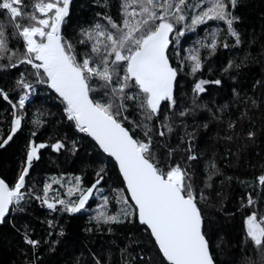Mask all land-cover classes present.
<instances>
[{
    "label": "snow or ice",
    "instance_id": "6c2138e0",
    "mask_svg": "<svg viewBox=\"0 0 264 264\" xmlns=\"http://www.w3.org/2000/svg\"><path fill=\"white\" fill-rule=\"evenodd\" d=\"M94 4L99 10L92 19L73 26V0H0V99L10 111L0 149L25 123L33 127L18 173L11 180L0 175V227L10 226L20 236L22 264H39L41 247L54 250L64 227L56 217L48 219L47 236L57 239H37L28 224L18 226L15 214L38 202L50 214L72 216L89 212L86 205L95 198L86 232L112 234L118 225L139 230L129 231L122 246L113 241L118 264H217L221 244L213 239L204 207L221 198L217 204L225 211L222 189L232 177L224 175L215 147L235 145V151L225 149L223 159H239L264 137V75L250 91L238 80L248 63L264 65V41L249 38L250 46L260 43L257 55L245 51L239 62L229 55L220 75L206 79L210 60L245 44L241 0H118L116 17L111 0ZM201 27L204 35L183 48L181 38ZM181 74L192 81L178 98ZM225 78L232 83L220 103L209 89H224ZM41 87L55 94L62 117L94 141L104 160L114 162V181L105 163L93 168L87 185L82 175L63 173L39 184L31 180L40 150L75 154L79 148L66 135L50 144L35 141L46 113L37 109L28 120L26 103ZM109 181L116 186L105 188ZM237 182L245 186L237 206L244 213L242 243L255 254L243 264H264V165L251 182ZM144 237L155 258L136 251ZM71 264H114L113 252H81Z\"/></svg>",
    "mask_w": 264,
    "mask_h": 264
},
{
    "label": "trees",
    "instance_id": "16d2710c",
    "mask_svg": "<svg viewBox=\"0 0 264 264\" xmlns=\"http://www.w3.org/2000/svg\"><path fill=\"white\" fill-rule=\"evenodd\" d=\"M94 4V0H73V26L77 23H86L92 19L93 13L98 11ZM111 14L116 17L118 15V0H111ZM238 14L242 16L241 31L245 37V44L242 48L234 50L231 54L225 52L213 58L208 62L213 68L211 73L208 72L206 65L203 71V77L206 79H214L220 75L219 67L221 61L227 60L229 55L236 58L243 56L245 51H249L253 56L260 52V43L249 45L248 40L251 37L258 38L259 41H264V0H241V5L238 8ZM204 35L203 27L198 34L187 33L181 38L183 48L191 46L198 36ZM23 70V69H22ZM15 73H13V76ZM264 75V65L260 63H248L238 73L239 86L245 90L251 88V84L255 79ZM183 87L178 91V98L181 92L189 91L192 78L181 74ZM231 80L225 78V88L216 90L212 86L209 91L212 96L220 103H224L228 96L225 95L230 89ZM54 93L49 95L47 91L41 87L26 103V114L28 120L33 118V115L39 109L45 112L43 117L47 121L43 126L35 128L37 135L34 137L37 143L47 142L52 143L57 138H63L65 135L69 140L76 139L79 144L78 151L75 154L61 150L54 152L51 148L40 150V160L36 162L33 169L30 170L31 180L41 183L45 178L63 174L82 175L84 183L87 185L94 179L93 168L100 163H105L110 169L112 181L116 178V169L113 166L114 162L104 160L105 154L95 146L94 142L86 134L78 133V131L66 119L62 117V106L59 100L52 97ZM209 99L208 96L204 97ZM9 106L5 101L0 99V135L6 134L8 131L7 120L10 119ZM257 126H259L260 114L257 113ZM33 127L30 123H25L23 131L18 132L14 139L4 149H0V175L6 176L9 180L18 173L21 166L22 152L25 143L30 136ZM175 143V139H173ZM203 143V135L201 144ZM231 147L236 150L235 145H226L218 143L215 147L217 160L220 163L221 169L225 176H231L230 184H225L222 189V200L225 211H220L217 201L221 198H214L210 205L204 207L206 217L211 221L213 239L220 243L219 249H215L217 264H243L245 257H255V254L250 250H244L243 236L241 233V221L243 211H237L238 201L245 190V186L237 182L247 180L251 182L252 178L259 174L261 165H264V137L260 138V143L257 146H249L246 151L239 155V159L229 157L227 161L223 159L225 149ZM109 181L104 185L108 188L109 185L115 187V183ZM218 183V181H217ZM55 187V186H54ZM220 190V189H218ZM96 200L91 199L88 206L89 212H81L72 216H58L56 213H49V210L41 207L38 202H32L27 206L24 213H17L16 219L18 226L20 223H26L31 229L35 230V238L37 239H57L55 235L47 236L49 231L46 221L56 217L59 223L64 227V236L59 238V243L54 246V250L48 251L47 246H42L39 251V264H71L73 257L79 256L81 252L87 255L88 251L99 252L102 249H111L113 252L114 264H118L119 255L118 249L113 244L123 245L125 237L129 231L138 232L139 230L131 228V226H116L114 232L109 234L105 229L103 232L93 231L86 232V227H91L89 216L92 215L95 209ZM226 213H231L228 215ZM20 236L15 233L10 226L0 227V264H22L23 257L21 253ZM150 246L147 243V238L141 239V244L136 248L139 252L141 249L145 253L156 256L155 252H148Z\"/></svg>",
    "mask_w": 264,
    "mask_h": 264
},
{
    "label": "water",
    "instance_id": "95a60500",
    "mask_svg": "<svg viewBox=\"0 0 264 264\" xmlns=\"http://www.w3.org/2000/svg\"><path fill=\"white\" fill-rule=\"evenodd\" d=\"M94 142V141H93ZM101 151V150H100ZM106 155V154H105ZM92 199V198H91ZM91 199H90V201H89V203H88V205H86V207H88L89 206V204H90V202H91Z\"/></svg>",
    "mask_w": 264,
    "mask_h": 264
},
{
    "label": "built area",
    "instance_id": "2783aa9c",
    "mask_svg": "<svg viewBox=\"0 0 264 264\" xmlns=\"http://www.w3.org/2000/svg\"><path fill=\"white\" fill-rule=\"evenodd\" d=\"M30 99H31V97H30Z\"/></svg>",
    "mask_w": 264,
    "mask_h": 264
}]
</instances>
